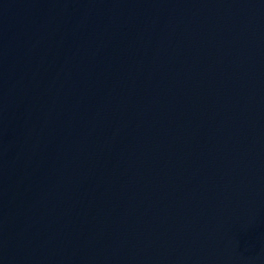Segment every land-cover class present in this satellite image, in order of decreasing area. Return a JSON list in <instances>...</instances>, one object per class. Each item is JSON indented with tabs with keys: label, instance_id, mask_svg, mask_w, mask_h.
<instances>
[{
	"label": "water",
	"instance_id": "water-1",
	"mask_svg": "<svg viewBox=\"0 0 264 264\" xmlns=\"http://www.w3.org/2000/svg\"><path fill=\"white\" fill-rule=\"evenodd\" d=\"M0 264H264V0H0Z\"/></svg>",
	"mask_w": 264,
	"mask_h": 264
}]
</instances>
